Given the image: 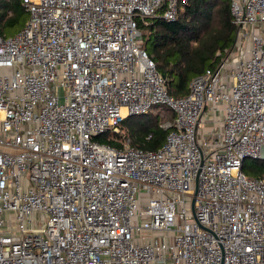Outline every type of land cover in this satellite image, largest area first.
Returning <instances> with one entry per match:
<instances>
[{"label":"built area","instance_id":"built-area-1","mask_svg":"<svg viewBox=\"0 0 264 264\" xmlns=\"http://www.w3.org/2000/svg\"><path fill=\"white\" fill-rule=\"evenodd\" d=\"M187 1L21 0L0 35V264H264V179L240 172L264 146V0H228L232 47L172 98L138 24ZM157 106V150L93 141Z\"/></svg>","mask_w":264,"mask_h":264},{"label":"trees","instance_id":"trees-1","mask_svg":"<svg viewBox=\"0 0 264 264\" xmlns=\"http://www.w3.org/2000/svg\"><path fill=\"white\" fill-rule=\"evenodd\" d=\"M26 15L21 0H0V35L4 37V31L13 27H18V32ZM138 29L142 32L140 47L154 63L156 72L164 80L167 95L172 98L186 95L194 77L205 70H214L235 39L228 0H188L185 5H179L173 22L154 18L146 26L138 24ZM159 108L162 113H151ZM162 114H168L169 118ZM172 118L168 108L153 107L144 115L122 120L117 125L120 134L108 130L93 137V141L121 148L124 137L134 148L155 151L167 134L159 124ZM148 134L150 138L146 140ZM240 172L248 178L264 179V161L244 159Z\"/></svg>","mask_w":264,"mask_h":264},{"label":"rangeland","instance_id":"rangeland-1","mask_svg":"<svg viewBox=\"0 0 264 264\" xmlns=\"http://www.w3.org/2000/svg\"><path fill=\"white\" fill-rule=\"evenodd\" d=\"M8 10H11V9L8 8L7 11ZM26 18H27V15H26ZM23 19H25V16L23 17ZM17 30H18V27H13L11 29H7L6 31H4V37H11V36H13L16 33ZM140 34L142 36V32L141 31H140ZM156 112L157 113H162V109L159 108V109H154V110L151 111V113H156ZM163 116H165L166 119L169 118V115L168 114H164ZM117 134H120V131L119 130H118Z\"/></svg>","mask_w":264,"mask_h":264},{"label":"water","instance_id":"water-1","mask_svg":"<svg viewBox=\"0 0 264 264\" xmlns=\"http://www.w3.org/2000/svg\"><path fill=\"white\" fill-rule=\"evenodd\" d=\"M259 160H262L264 161V146L261 148L260 150V157H259Z\"/></svg>","mask_w":264,"mask_h":264}]
</instances>
